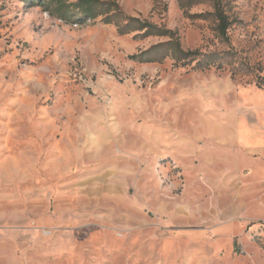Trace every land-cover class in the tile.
Returning <instances> with one entry per match:
<instances>
[{"label":"rangeland","instance_id":"374dc122","mask_svg":"<svg viewBox=\"0 0 264 264\" xmlns=\"http://www.w3.org/2000/svg\"><path fill=\"white\" fill-rule=\"evenodd\" d=\"M93 1L0 0V264H264V0Z\"/></svg>","mask_w":264,"mask_h":264},{"label":"trees","instance_id":"16d2710c","mask_svg":"<svg viewBox=\"0 0 264 264\" xmlns=\"http://www.w3.org/2000/svg\"><path fill=\"white\" fill-rule=\"evenodd\" d=\"M213 1V11L209 14H205V16H211L215 19L216 21V28L215 31L218 34L219 37L222 39L224 38L225 41H228V30L231 25V22L229 20V17L225 14L223 9L220 6L219 0H211ZM95 2L93 0H81V3L79 4L80 7V13L84 17H89V18H95V7L93 6ZM98 13H103V12H98ZM111 16H108L105 21L107 23L111 22L110 19ZM131 22L137 21L139 25L142 26L143 29H148V27L151 29L154 27L151 26L150 24H140L138 20L135 19H130ZM124 29L121 30V33H123ZM158 34L159 36H165L168 32L166 31H159ZM163 46H166L168 51L170 50L172 52L173 58L178 61L182 62L184 64L192 63L196 61V64L198 68L202 70L209 69L213 66H216L218 69L222 68L223 62V56L228 53L229 50H225L224 52H216V53H206L202 52L199 49L196 50H183L180 47V44L178 41H169L165 43ZM226 65V64H225ZM232 76H235V73L232 72Z\"/></svg>","mask_w":264,"mask_h":264},{"label":"crops","instance_id":"0c3cea01","mask_svg":"<svg viewBox=\"0 0 264 264\" xmlns=\"http://www.w3.org/2000/svg\"><path fill=\"white\" fill-rule=\"evenodd\" d=\"M260 141V140H259ZM258 141V142H259ZM264 143V142H263ZM257 149H259V147H257L256 148V150ZM262 149V148H261ZM264 166V165H263ZM262 167V165H259L258 166V169L259 168H261ZM239 189H240V187H239ZM232 224V223H231ZM233 225V224H232ZM217 228H215V229H213L212 231H214V230H216ZM159 235V234H158ZM208 236H206V237H212L211 236V234L209 233V234H207ZM220 241H223V240H219V237L217 238V239H214V240H212L211 242H210V244H209V247L208 248H206V251H205V254H203V258L201 259L202 260V262L204 263V264H207V263H209V264H218L220 261L219 260H217V257H218V254H217V252H218V250H215V248H217V246H219V242ZM213 245V246H212ZM233 251V247H232V249H230L229 248V251ZM230 256V255H229Z\"/></svg>","mask_w":264,"mask_h":264},{"label":"built area","instance_id":"2783aa9c","mask_svg":"<svg viewBox=\"0 0 264 264\" xmlns=\"http://www.w3.org/2000/svg\"><path fill=\"white\" fill-rule=\"evenodd\" d=\"M256 236H254V238H255ZM251 239H253V238H251ZM237 249H240V248H237Z\"/></svg>","mask_w":264,"mask_h":264}]
</instances>
